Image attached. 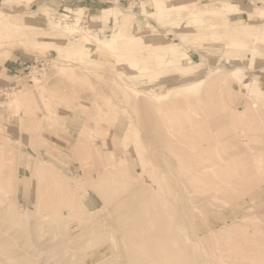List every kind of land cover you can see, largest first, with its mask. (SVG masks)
Wrapping results in <instances>:
<instances>
[{
  "label": "rangeland",
  "instance_id": "374dc122",
  "mask_svg": "<svg viewBox=\"0 0 264 264\" xmlns=\"http://www.w3.org/2000/svg\"><path fill=\"white\" fill-rule=\"evenodd\" d=\"M0 264H264V0H0Z\"/></svg>",
  "mask_w": 264,
  "mask_h": 264
},
{
  "label": "bare ground",
  "instance_id": "6f19581e",
  "mask_svg": "<svg viewBox=\"0 0 264 264\" xmlns=\"http://www.w3.org/2000/svg\"><path fill=\"white\" fill-rule=\"evenodd\" d=\"M163 6H165V5H163ZM48 9L49 8H46V9H44L41 12V16H42L43 19L47 20V18L49 16L48 15V11H47ZM152 9L155 10V7H153ZM87 10H89V9L88 8H82V7H79V8H76V9L65 8L63 10L64 11V15L69 17V18H72L74 20V23L72 25L65 24L64 26L63 25L60 26L59 24L54 23L55 24L54 25L55 28L56 29L57 28H62L61 30L63 32L68 33V34H70V33L72 34V32L76 31L75 28L81 23V21H83V20H85L87 18V16H86V11ZM131 12L132 11H130L129 8L127 9V13L126 12L121 13V12L116 11L114 9L113 10V16L116 18V21H115V24L113 25V28H112L110 34L104 35L103 38H97V36H94L95 34L94 35H88L86 37H83L84 38L83 39V44L81 46L76 44L75 46H69V47H67V48H65L63 50H68L71 54L79 55L80 57H82L83 49L85 48V46L99 47V48L103 47V48H106V50H109L110 53L113 54L112 56L117 58L119 56V54H120V50H121L122 46H125V45H131L132 46V44H133L132 41H134V40L136 41L137 39L149 38L150 41H151L150 44H152L154 41H156V39H157L156 38V33H154V34L153 33L152 34H146V33H144V31H142L139 35H125L123 33V31H122L123 24L125 22H133L134 21V18L131 16V14L133 12L132 13ZM144 12L150 13L151 15H154V11L148 12V10H145ZM144 12L142 14H144ZM137 21H139V26H141L142 23H144L145 20H143V22H142V20H137ZM137 21H135V22L138 24ZM5 23L7 24V26H10V27L14 28L15 30H19L20 29V26H19L18 23H13V22H5ZM49 23L51 24V22H49ZM54 39L59 40L56 37ZM173 53H174V56H176L179 61L184 56V55H180V52H178V50H174ZM61 54H62V50H58L57 51V55H58L57 57L59 58L61 56Z\"/></svg>",
  "mask_w": 264,
  "mask_h": 264
},
{
  "label": "crops",
  "instance_id": "0c3cea01",
  "mask_svg": "<svg viewBox=\"0 0 264 264\" xmlns=\"http://www.w3.org/2000/svg\"><path fill=\"white\" fill-rule=\"evenodd\" d=\"M235 3L237 4V8L239 7L238 9H241L242 7H244V4H243L242 2L235 1ZM236 4H235V5H236ZM240 7H241V8H240ZM234 14L238 15L237 12L233 13L232 15H234ZM230 16H231V15H230Z\"/></svg>",
  "mask_w": 264,
  "mask_h": 264
}]
</instances>
